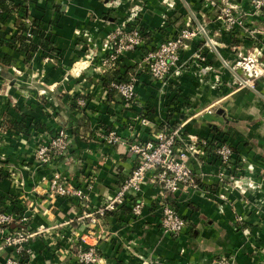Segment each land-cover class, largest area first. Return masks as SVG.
Segmentation results:
<instances>
[{
	"label": "crops",
	"instance_id": "1",
	"mask_svg": "<svg viewBox=\"0 0 264 264\" xmlns=\"http://www.w3.org/2000/svg\"><path fill=\"white\" fill-rule=\"evenodd\" d=\"M225 5L235 6L257 39L239 29L227 30L219 18ZM28 8L55 52L39 51L32 59L20 52L10 67L0 65V163L17 167L8 171L14 172L12 180L1 177L6 170L0 173V198L16 218H27V232H42L27 245L29 264H76L74 252L81 244L96 246L98 264H202L228 256L236 264H264V84L259 82L256 91L239 89L238 72L232 69L239 52L264 42V19L249 0H31ZM18 18L10 17L1 30L10 36ZM189 21L206 30L217 52L201 39L190 43L181 52L188 71L172 77L164 92L152 77H141L139 99L153 108L151 125L143 127L139 104L126 105L105 86L108 73L121 76L124 70L102 72L108 55L104 46L118 27L136 22L156 48ZM139 55L129 54L123 64L134 65ZM215 104L213 114H199ZM175 122V129L185 124L184 137L225 136L253 187L243 194L225 186L213 157L203 165L190 159L198 188L183 187L174 195L173 203L187 221L179 237L163 232L160 189L149 179L141 194L147 205L141 218L133 216L129 202L94 229L100 239L85 238L90 227L80 218L88 206L78 199L51 197L50 179L60 175L82 189L85 178L94 180L88 204L95 210L118 192L137 165L124 148L108 144L102 135L115 131L129 141H146ZM36 123L44 128L31 127L29 136L15 128ZM62 129L71 136L66 157L50 166L38 164L35 153L42 141ZM10 253L9 248L0 251V264Z\"/></svg>",
	"mask_w": 264,
	"mask_h": 264
},
{
	"label": "built area",
	"instance_id": "2",
	"mask_svg": "<svg viewBox=\"0 0 264 264\" xmlns=\"http://www.w3.org/2000/svg\"><path fill=\"white\" fill-rule=\"evenodd\" d=\"M20 1L24 4L23 6L28 7L31 0ZM249 4L253 12L264 19V0H249ZM23 11L24 9L21 10V12ZM235 11V6L231 5H225L220 10L219 18L224 21L227 30L232 32L239 29L251 38L257 39L258 33L249 28L245 20L237 16ZM25 22L29 26L27 36L32 37V30L35 26L30 19ZM143 34L136 22H132L129 26H120L112 32L104 46L108 55L102 62V72L105 74L108 71L119 69L122 65V58L143 47L145 44ZM262 35L264 38V33ZM197 39H201L210 51L217 52V43L209 37L206 30L189 21L186 28L177 36L162 42L155 50L148 53L140 61L135 62L137 70L129 82L115 81L111 83L110 88L123 98L126 105L139 104L140 108L144 109L145 106L139 99L138 90L141 77L143 75L152 77L158 82L161 92L166 91L172 77H180L188 71V66L181 61V52ZM235 66L236 68L232 69L238 72V88L256 91L259 82L264 84V42H261L248 53L247 51L239 52L238 62ZM215 106L216 104L199 114H213ZM138 121L143 127L151 125L150 120L142 115L139 116ZM184 126L185 124H182L177 129L162 130L154 138L146 141H129L123 139L115 131L102 135L103 140L108 144L124 148L126 154L134 158L137 165L118 192L109 197L105 204L92 210L87 203L88 207L80 218L82 221L87 220L91 227L85 238L100 239L101 236L94 229L102 226V221L106 219L108 213L117 211L129 202L132 205L133 216L137 219L141 218L147 207L146 202L141 198V194L143 186L149 179H153V183L158 185L160 189L163 232L179 237L184 232L187 221L175 207L174 195L183 187L198 188V175L193 166L190 165V159L196 161L198 165H203L210 157H213L217 159L220 166L219 179L221 183L227 187L240 190L243 194H246L248 189L253 187L242 175V166L240 167L235 162L234 149L228 142H214L211 147L212 138L207 139L193 135L184 137L182 135ZM70 145L71 136L67 130L62 129L52 138H46L42 141L36 156L41 162L48 164L53 158L60 159L66 155ZM61 179L60 175H55L51 180L49 189L51 197L78 199L80 202L89 201L88 191L93 186L82 189L73 184L62 183ZM26 221L27 218H16L9 211H0V251L7 248L11 249L5 264H29V259H32L25 257V253L28 252L27 245L41 231L36 233L12 229L14 223L24 224ZM85 238H81L83 243ZM79 246V249L74 252L76 264L99 263L100 256L95 245L81 244ZM256 250L255 246L254 252ZM262 262L264 263V259ZM202 264H236V259L234 256H228L211 263Z\"/></svg>",
	"mask_w": 264,
	"mask_h": 264
},
{
	"label": "trees",
	"instance_id": "3",
	"mask_svg": "<svg viewBox=\"0 0 264 264\" xmlns=\"http://www.w3.org/2000/svg\"><path fill=\"white\" fill-rule=\"evenodd\" d=\"M24 4L21 3L20 0H0V26L5 25L10 17L12 16H19L18 19H20L19 24L16 26V31L12 32V34L9 36L7 33L1 30L0 28V65L4 68H8L11 66L14 60V55L16 53L23 52L26 54L27 59H32L33 56L38 53L39 51H47L48 53H54L55 52V44L51 42L49 39L46 38V31L43 30L42 26L38 23L37 19H34L32 15H30L29 8L27 6H23ZM24 9L23 12L21 10ZM31 20L34 24L35 28L32 30V37H28L27 33L29 31V26L25 22L26 20ZM139 30L143 33L141 28L139 27ZM145 39V44L143 47L138 48L135 53H139L140 59L144 58L148 53L155 50L154 47H151V40L150 35L143 34ZM175 37V36H174ZM36 39L39 42H36ZM5 48L8 50L6 51ZM4 49V52H3ZM129 54L121 59V63L126 61V59L130 60ZM124 70V73H121V71ZM137 66L134 65H128L123 64L122 67L119 68L120 73L122 74L117 75V72L113 73V76L108 73V76L106 77L105 86L108 88L110 93H115L110 88L111 82L115 81H123V82H129L131 80V76L136 73ZM154 94L150 93V99L154 98ZM153 108H149L145 105V108L142 109L141 115L149 118L152 115ZM172 116V115H171ZM170 117V116H169ZM177 122H175L173 125H170L169 129H175L177 126ZM15 127V126H14ZM31 127H35L36 130H39L41 128H44L42 125L36 123L32 124L30 126L25 124H17L16 129L22 133L23 135L29 136L30 135V129ZM214 142H222L227 143L228 140L225 138V136H214L212 138L211 147L213 146ZM232 148L234 149L233 145L230 144ZM235 151V150H234ZM68 152L66 153V155ZM66 155H64L61 158H65ZM239 163H237L238 165ZM2 199L0 198V211H8V208L4 206ZM17 211V210H15ZM10 213L13 211L9 210ZM14 229L24 231L26 230L25 224H14Z\"/></svg>",
	"mask_w": 264,
	"mask_h": 264
},
{
	"label": "rangeland",
	"instance_id": "4",
	"mask_svg": "<svg viewBox=\"0 0 264 264\" xmlns=\"http://www.w3.org/2000/svg\"><path fill=\"white\" fill-rule=\"evenodd\" d=\"M53 137V136H52ZM52 137H49V138H52ZM36 152H37V150H36ZM35 159H36V161H37V163L38 164H40V165H43V166H50V165H52L54 162H56L59 158H53L52 159V161L50 162V163H48V164H46V163H43V162H41V160H39L38 158H37V156H36V153H35ZM61 159V158H60ZM12 167H15V168H17L16 166H10V164H8V163H0V173L2 172V171H4V170H6L5 171V173L4 174H6V177L5 176H3L2 175V173H1V177H4V178H7V176H8V178L10 177V179L12 180L13 179V174H14V172L13 173H10V175L8 174V171H13L14 169L12 168ZM54 178V176L50 179V182H51V180ZM62 179V183H68V184H71L72 182H70L69 181V179L68 178H64V177H61ZM49 182V183H50ZM84 182L86 183V185H85V187H86V189H88L90 186H93L94 185V180H92L91 178H85V180H84ZM89 201H85V202H81V203H83V205H87V203H88ZM16 223H19V222H16ZM16 223H14V224H16ZM13 224V225H14ZM19 224H23V223H19ZM13 225H12V227H13ZM89 226V225H88ZM90 227V226H89ZM13 229V228H12ZM90 229H91V227H90ZM89 229V230H90ZM13 230H17V229H13ZM18 231V230H17ZM20 231V230H19ZM25 231V230H24ZM87 234V233H86ZM151 264V263H150Z\"/></svg>",
	"mask_w": 264,
	"mask_h": 264
}]
</instances>
